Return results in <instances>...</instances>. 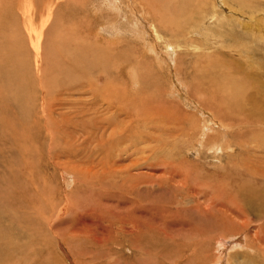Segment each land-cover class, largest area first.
<instances>
[{"label":"rangeland","instance_id":"1","mask_svg":"<svg viewBox=\"0 0 264 264\" xmlns=\"http://www.w3.org/2000/svg\"><path fill=\"white\" fill-rule=\"evenodd\" d=\"M51 1V13L45 18L49 0H0V88L5 89L0 94L4 102L0 108L4 116L3 124L0 121V164L6 163L4 150L14 154L10 160L13 172L4 171L11 186L1 184L7 193L1 194L0 206L11 221L9 226L7 221L3 225L11 234L6 231L0 237V264H214L225 252H247L238 232L246 228L252 235L264 225V218L251 216L244 229L239 226L241 219L229 223L227 229L237 235L229 234L228 239H238L239 244L223 251L216 246L221 228H216L212 216L192 208L195 201L190 196L176 193L163 168L165 163L183 166L190 176L199 177L222 173L224 166L232 171L231 197H238L235 186L241 182L256 184L264 192V182L262 186L260 182L264 179V126L254 128L252 122L240 126L236 121L233 130L231 126L220 129L200 110L206 106L203 102H209L219 111L210 97V78H205V73L210 75L205 69L208 65L203 66L210 61L203 58L205 53L225 63L232 73L235 61L243 67L250 60L253 65L264 63L260 45H252L249 57L234 56L226 48L244 41L252 30L244 29V23L259 24L260 17L254 20L234 13L238 2L252 0H172V4L155 0L159 17L157 25L152 22L155 30L148 24L153 14L144 7L148 28L139 23V33L134 35H107L106 30L115 26L119 8L128 0L113 4L111 0ZM27 4L31 5L32 25L42 28L40 68L50 81L49 95H43L35 80L34 50L24 28L27 15L23 7ZM171 6L174 14L180 8V15L167 22L161 15L167 17ZM248 37L256 39L250 32ZM23 53L28 60L18 64ZM15 61L16 72L8 73ZM254 70L264 83V66L256 65ZM42 97H49L51 118L42 110ZM205 109L209 111L207 106ZM206 121L210 129L204 130L201 146L199 130ZM105 164H114L118 170L101 172ZM89 166L99 168V175L104 173L97 178L105 183L83 180L85 175L74 171ZM214 179L217 184L221 176ZM102 184H109V188L104 185L107 191H101ZM260 202L264 205V200ZM52 204L61 208L53 229L48 225ZM131 218L139 229L129 235L123 229ZM205 255L210 263H205ZM259 258L252 264H264ZM241 261L242 256L236 257L232 264Z\"/></svg>","mask_w":264,"mask_h":264},{"label":"bare ground","instance_id":"2","mask_svg":"<svg viewBox=\"0 0 264 264\" xmlns=\"http://www.w3.org/2000/svg\"><path fill=\"white\" fill-rule=\"evenodd\" d=\"M26 1H28V0H24V2H26ZM113 1L115 2V0H111L112 4H113ZM132 2H134V4ZM168 2L170 4H172V0H168ZM232 2L236 3V0H232ZM126 3H127V5H125V7L123 5V7H122L123 10L121 8H119V10H121V12L118 10L119 11L118 14H120V19L115 22V26L106 27V30L109 31V34H107V35H112V34L120 35L121 33H127V34H130V35L138 34L139 30H140L139 23L141 25L143 24L146 28H148L147 27L148 24H151L153 26L154 22L157 25L159 17L156 14V12L158 13V5H157L155 0H140L138 4L135 3V0L134 1L133 0H128ZM47 5L48 6L46 7L47 9H46L45 18H47L49 16V14L51 13L52 1L49 0V4H47ZM24 7H23L24 13L27 15V24L25 25L24 28H25L26 32L28 33V39H29L30 45H31V47L34 50V57H33L34 63H33V65H34V69H35L34 70L35 80H36V83H38V87L41 89V92L44 91L43 95H49L50 91L48 90L49 87L47 86V84H48L47 82H50V81H49L48 78H47L48 81L45 79V76H47V74H46V72L44 73V71L41 70V68H40V66H41L40 65V63H41L40 54L41 53L39 52V50H40V36H41V31H42L41 29L42 28L40 27V28L37 29V28H35L32 25V21H31L32 20V18H31V12H32L31 5L27 4V6L25 5ZM144 7L150 12L151 15L153 14L152 15L153 17L151 18L152 21L149 20L148 24H147L148 20L146 19V16L144 15V13H142V10L144 9ZM172 8H173L172 6H171V8L168 7L167 8L168 9L167 17L165 16V14H163V15H161L162 18H166L167 19V18L171 17V20H172L173 15L174 16L180 15V8H178L179 10H178V13H176V14H174L175 12L172 11ZM258 12H259V14L255 16V14L258 13ZM261 12H264V2H260L259 0H252V1H249V2H243V1L242 2H238L236 11H234V13H236L239 16H244V15H246V16L248 15L249 17L251 16V17H253L254 20H255L254 17H260V18H259V24L258 23H255V24L244 23L243 24L244 29L248 30L249 27H251V29H252V30H248L247 31V33L245 34L247 36L244 38V41L241 40V41H239V43H236V42L233 43L232 42L229 46H226L227 50L230 51L234 56H248V55L251 56L250 51L253 50L252 45H254V44L255 45H260L261 47L264 48V38H261V37L264 36V32L261 33V31H264V22H263L264 13L260 14ZM167 22H168V19H167ZM170 24L172 26V22ZM177 24H180V22L177 23ZM167 26H169V25H167ZM252 26H254V27L252 28ZM152 28H154V30H155L154 26ZM178 28H182V26H178ZM254 29H257L258 31H253ZM248 32L255 34V38L256 39H250L248 37ZM257 37H260V38H257ZM245 39H250L252 42L251 41H247ZM247 42L249 44H246ZM169 43L170 42H168V41L165 42V44L167 46L166 47L167 48L166 49L167 53L171 57L172 51H171V47H170ZM154 49H155V46H154ZM19 52H21V51H19ZM25 55H27V54L23 53L21 55V58H20V61H19L18 64H23L24 61L26 62L28 60V58H26ZM205 55L206 56H204V57L202 55L201 56L204 59L207 58V59L210 60V61H208L206 63V65H203L205 67L208 65V67L205 68V69L210 73L209 76H207V74L205 73V78H206V80H207V77L210 78L209 82L212 83V86H213V90L211 92L210 97L213 99V103L218 106L219 111L217 112V110L213 109L210 106L209 102H206L208 105L203 102V104L207 106L209 111H207L205 109L206 106H203V108H200V110L203 113H205L206 115H209V117H211V119H212L211 122H213V124L217 125L220 129L221 128L225 129V127L231 126L230 129L233 130L234 127L232 126V123L233 122L235 123L236 121L240 124V126L241 125H245V124H249L251 122L252 123L250 124V126H253L254 128L256 126L258 128L261 127V126H264V98H262V97H264V83H263V81L261 79V76H259V74L257 72H254L255 71L254 69H255L256 65L260 66V67H263L264 63H261V62L257 63L256 62V64L253 65V61L251 62V60H250V62H248V65L246 67H243V66L240 65L239 62L235 61L231 65V67L233 69L232 71H234L232 73L225 66L226 65L225 63H223V62L218 63V62L212 60L213 57L210 59L209 54L207 55V53H205ZM199 57H200V55H199ZM16 63L17 62L15 61V64H13L6 71L8 73H10L9 71H11V73L13 71L16 72V68H15V65H17ZM26 68H28V67L26 66ZM234 73L240 74V75L243 74L244 76H242V77H238L237 76L236 77V76H233ZM25 75H27V74H25ZM17 78H19V77H17ZM218 80L219 81L221 80V81L219 83V86H216L215 85V81L217 83ZM17 82H20V81H17ZM17 84H20V83H17ZM3 90H5V89L3 87H1L0 88V94H2V95H3ZM13 96H15V95H13ZM5 97H7V96H5ZM205 99L204 100L207 101V98H205ZM1 100L2 99L0 97V108L2 106L1 104L4 103ZM5 100H7V99H5ZM42 105H43L42 106V110L44 111V113L47 116H49V118H51L52 107H50V105H49V97L46 98V100H43V97H42ZM9 106H10V104H8L7 109H5L6 111H8V109L10 108ZM210 110H211V112H210ZM216 116H218V117H216ZM3 117L4 116H2L1 112H0V121L1 122H2V119H4ZM8 117H9V115H8ZM223 119H225L226 123H225V121ZM6 120L7 119H5V121ZM13 120L15 121V119H13ZM9 121H12V120H9ZM3 122H4V120H3ZM3 122L1 124H3ZM6 124H9V123L7 122ZM209 124H210V122L206 121V122L203 123V126H201L202 128L200 130L198 129L199 131H201L199 139H198V142L200 143L201 146L203 144V139L206 136L205 133H204V130L206 129V131H207L208 129H210V128H208ZM2 126L3 125H1V127ZM10 126L11 125H9V127ZM9 130H11V129H9ZM14 131H15V129H14ZM258 139H260V138H258ZM11 141L12 140L9 139L8 142L10 143ZM15 141H16V139H15ZM0 142H2V141L0 140ZM230 144H231V142H230ZM224 145H223V147H224ZM15 146H17V143H16ZM262 148H264V146ZM215 150H216V148H215ZM220 150H222V149H220ZM262 151L264 153V149ZM3 152H4L3 155H4V157L7 158V160L5 158V162L6 163H4V165L0 164V199H3V198H1V194L2 193H4V192L7 193L6 192L7 190H5V191L1 190V184L2 183H6L7 187H8V185L11 186V184L9 182H7V179H5L4 176H7L8 172L9 173L13 172V169H12L11 164H10V160H14V154L13 153H11V152L8 153V151L5 152V150ZM217 154H214V155L217 156ZM219 155L221 156V154H219ZM12 163H14V162H12ZM170 163H172V162H170ZM19 164H21V163H19ZM162 164L163 163L161 162V165ZM165 164H166V166L163 168V172L166 174V177L169 178L173 182L172 186L175 189L176 193L178 192L180 195L182 194V195H185V196H190V199L195 201V202H193V207L192 208H195V209H197L199 211H202L203 213L208 214L207 217H209V216L211 217L212 216L213 217L212 219H214V222L216 224V228H218V227L221 228L219 230V234L217 235L218 238H217V245L216 246H219L221 249H223V251H224V248L226 250L227 248H229V246L231 247V245L237 246V244H239V242H237L238 239L236 241L228 239V235L229 234H231L233 236L237 235V234H235L233 232H230L227 229L230 226V224L235 221L234 219H241V222H240L239 226H241L243 229L246 227V225L248 223L247 219L250 218L251 216H256L258 219L263 220V218H264V205L260 202V199H262V202L264 200V196H263L264 192H262L263 188L260 187V186H256V184L253 185V183L250 184V185H247V184H245L243 182H241V183H243L242 185H240L241 183L240 184L237 183L236 186H235V187H237L235 192H236V195L238 197L237 198L236 197H231V195H230V189L231 188L229 187V184H230L229 179L231 178L230 176L232 174L231 168H225L223 166L222 167V171H223L222 173L221 172H219V173L215 172L216 174L214 173L213 176L211 175L212 173L211 174L206 173L204 175L198 174L199 177H192V176H190V173H188V171H187L188 169L183 168V166L180 169V167L176 168V167L169 166L170 164H168V163H165ZM240 165H241V163H240ZM89 167H87V168H82V167L74 168V171L77 172L78 174L81 173V175H85V177L84 176L82 177L83 180L92 179L95 182H97V184H98V182H104L105 183V181H99L97 177H99V176L102 177L104 173L114 174V171L118 170V169H116V166H114V164H108V165L105 164V165H102L100 167L101 172H104V173L99 175V173L97 172V170L99 168H97L96 166H89ZM192 167H191V169H192ZM18 169H19V167H18ZM4 171H8L7 174H5ZM249 172L251 173L252 169ZM249 172L246 173L245 171H240V174L241 175H245L246 174L249 177L250 176ZM21 174L23 176H25L24 173H21ZM107 174H106V176H107ZM216 175L221 176V179L217 180V182H216L217 184L214 183V180H215L214 176H216ZM236 176H237V174H236ZM254 176H256V175H254ZM11 178H13V177H11ZM124 179L126 180V178H124ZM231 179H233V178H231ZM170 180L168 182H170ZM251 180H252V178H251ZM10 181H11V179H10ZM255 181L256 180L254 178V180H252V182L255 183ZM164 182L166 183V180ZM174 182H176V183H174ZM260 182H261V186H262V182H264V179L262 178V180ZM104 185H107L108 188H109V184L99 185V186H101L100 189L103 188L101 191H107V189H104ZM36 189H38V188H36ZM206 196L208 197V199H207V201H204V199H206ZM199 198L202 199V202L199 200ZM3 202H5V201H3ZM11 203H12V201H10V203L8 202V204H11ZM53 204H52V207H53ZM174 204H176V202ZM1 205H4V204L2 203ZM4 207L7 210V207L6 206H4ZM58 208L57 207H53L52 208L53 210H51L52 213H51V216H50V219H49L50 222L48 221V225H49V227L51 229H53V227H54L52 224H54V223L56 224V218H57V216L59 214V211L61 210V208H59V209ZM17 209H15V210H17ZM0 210H2V212H3V213H1V211H0V229L6 228V230L3 231V229H2V231L0 232V237H1L2 235L4 236V232H6V231L11 234V230L3 225V223H5V221H7L8 217H7V214L5 213V211H4L2 206H0ZM54 210H55V213H54ZM8 211L10 212V209H8ZM52 215L55 216V217L53 218ZM137 219H139V218H137ZM10 222L11 221H7V225L10 224ZM120 222H122V221H120ZM125 223H128V225H129V226H125L124 227L123 230H125V233L130 232L128 234L132 235L131 232L134 233V232L138 231L139 224L138 225L136 224L135 219L132 220V218H131V220H129V221L126 220ZM127 227H129V228H127ZM236 228H235V230H236ZM238 234H240V236L243 237V245H242V247H243L244 250L246 249L247 252H242L241 254H237V253L227 254L225 252V256H223L220 253L222 255V257L219 255L221 257L219 259V257L217 256L218 260L214 264H232V262L236 260V257H240V256H242V261L240 263H238V264H252V263H254V260H255L256 256L258 258L261 257V258L264 259V225L258 226L257 231L255 230V232L252 235H250L249 232H247L246 228H245V230H241L240 232H238ZM3 236H2V238H3ZM225 237H227V240H226ZM2 238H0V239H2ZM4 238H6V237H4ZM96 240H98V239H95V241ZM137 240L139 241V239H137ZM5 244H6V242H5ZM23 245H25V244H23ZM23 247L20 250L21 252H23ZM231 248L234 249L235 247H231ZM223 251H221V252H223ZM6 253H8V250L6 251ZM228 253H230V252H228ZM254 253H255V256L252 257V255ZM5 256H7V255H5ZM207 256L208 255H205V257H204L206 259L205 263L206 262L210 263L211 261H210V259ZM233 258L235 260H232ZM235 263H237V261Z\"/></svg>","mask_w":264,"mask_h":264}]
</instances>
